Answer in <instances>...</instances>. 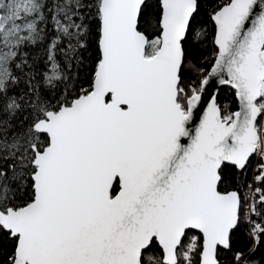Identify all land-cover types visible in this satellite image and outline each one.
Returning <instances> with one entry per match:
<instances>
[{
  "label": "snow or ice",
  "instance_id": "1",
  "mask_svg": "<svg viewBox=\"0 0 264 264\" xmlns=\"http://www.w3.org/2000/svg\"><path fill=\"white\" fill-rule=\"evenodd\" d=\"M0 264H264V0H0Z\"/></svg>",
  "mask_w": 264,
  "mask_h": 264
}]
</instances>
